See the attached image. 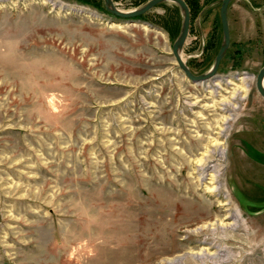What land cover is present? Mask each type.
I'll use <instances>...</instances> for the list:
<instances>
[{"label":"rangeland","instance_id":"1","mask_svg":"<svg viewBox=\"0 0 264 264\" xmlns=\"http://www.w3.org/2000/svg\"><path fill=\"white\" fill-rule=\"evenodd\" d=\"M185 2L197 75L221 0ZM227 20L191 82L172 1L0 0V264H264V0Z\"/></svg>","mask_w":264,"mask_h":264},{"label":"water","instance_id":"2","mask_svg":"<svg viewBox=\"0 0 264 264\" xmlns=\"http://www.w3.org/2000/svg\"><path fill=\"white\" fill-rule=\"evenodd\" d=\"M163 1H172L176 3L179 6L182 13L180 30L171 46V54L179 70L191 82H200L212 77L217 71L221 58L229 46L230 34H229V26L227 20V9L229 3L232 0H221L219 7V20H220V26L222 32V42L218 48L217 53L215 54L211 68L207 72L197 75L193 74L190 71V69L188 68V66L185 64V62L182 60L180 56V50L187 38L189 32V23H190V11L185 0H148L147 2H145V4H143L141 7L137 9L126 10V11L118 9L114 5L112 0H103L104 9L110 15L114 16L115 18L127 19V20H133L138 18L140 15L146 13L151 8H153L154 6H156L157 4ZM263 79H264V65L258 70L255 76V88L259 93V95L264 98Z\"/></svg>","mask_w":264,"mask_h":264},{"label":"bare ground","instance_id":"3","mask_svg":"<svg viewBox=\"0 0 264 264\" xmlns=\"http://www.w3.org/2000/svg\"><path fill=\"white\" fill-rule=\"evenodd\" d=\"M181 56V55H180ZM182 58V57H181ZM183 60V59H182ZM184 61V60H183Z\"/></svg>","mask_w":264,"mask_h":264}]
</instances>
